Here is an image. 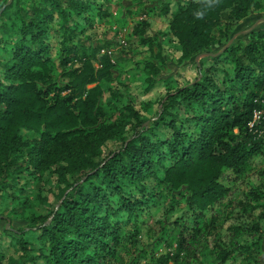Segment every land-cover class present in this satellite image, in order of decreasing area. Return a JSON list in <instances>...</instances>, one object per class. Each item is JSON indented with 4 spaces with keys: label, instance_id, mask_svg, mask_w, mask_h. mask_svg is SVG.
I'll use <instances>...</instances> for the list:
<instances>
[{
    "label": "trees",
    "instance_id": "1",
    "mask_svg": "<svg viewBox=\"0 0 264 264\" xmlns=\"http://www.w3.org/2000/svg\"><path fill=\"white\" fill-rule=\"evenodd\" d=\"M8 1L0 0V220L27 211V197L15 200L40 172L53 174L57 185L33 197L46 212H32L27 227H0V264H141L143 255L125 262L116 251L137 244L139 221L161 202L156 221L177 233L178 244L162 264H177L189 241L221 234L234 217L242 224L228 230L241 243L221 249L217 264L236 251L242 264H259L264 184L224 203L228 187L221 177L243 174L264 138V27L221 54L212 55L211 48L227 44L264 0H150L142 6L145 18L132 33L152 56L144 64L148 88L180 83L160 76L167 39L178 63L198 71L194 80L167 90L158 112L132 103L120 107L115 99L121 93L102 84L114 79L115 63L102 53L112 43L78 30L79 17L93 21L90 0ZM153 12L166 17L169 28L146 37ZM99 15L112 17L103 7ZM199 55L205 57L193 61ZM111 143L120 146L97 160ZM179 196L183 206L174 199ZM55 197L62 199L56 209L45 206Z\"/></svg>",
    "mask_w": 264,
    "mask_h": 264
},
{
    "label": "rangeland",
    "instance_id": "2",
    "mask_svg": "<svg viewBox=\"0 0 264 264\" xmlns=\"http://www.w3.org/2000/svg\"><path fill=\"white\" fill-rule=\"evenodd\" d=\"M90 1L92 2L93 9L90 11V14L93 16V19H91L93 21H88L84 18L85 16L79 17L78 20L80 22L78 30L82 31L84 36H90L95 41L108 40L112 43V46L103 50L102 53L107 52L115 63L113 68L114 79L113 81L104 82L102 84L105 88H113L121 93V96L115 99V102L120 107L132 103L141 111L145 109L144 106H152L151 109L154 108L155 112H158L160 109L158 102L166 97L167 90H170L169 88H175L177 85L184 84L197 77L198 71L194 64L183 65L178 63L177 56L179 53L175 49L174 42L167 39V48L164 53L167 63L162 66L160 76L163 79L176 76L180 83L177 84V81H170V84L172 85H166L169 82H161L152 88H148V84L145 81L146 75L144 64L147 61L152 60V56L148 51V48L145 45L140 44L137 37L133 35L132 29L136 22L145 18V16L140 14V11L143 5L150 4V0ZM167 1L170 0H151V2L157 4ZM100 7L108 10L109 14H112V17L99 15ZM129 10H132V13H129ZM150 19L152 25L149 28L148 33L145 35L146 37H154L157 36V33H163L168 30L169 22L166 17L153 12L150 15ZM258 27H264V7L261 11L252 12L244 21L237 25L231 33V38L227 44L222 45L219 42H215L212 45L211 54H221L227 45L238 41L239 39L247 40L249 32ZM158 37L160 40L162 35H158ZM155 51H157V48H155ZM204 57L205 55H199L194 58L193 61L198 62ZM53 59L58 60L56 53L53 54ZM153 60L156 63L158 62L157 59L153 58ZM218 65L221 67H228V64L222 61H220ZM107 99L108 95L105 96V102ZM182 111L184 112L183 109ZM156 118L157 115H153V120ZM256 120H259V116H257ZM119 146L120 145H116V143H111L107 147L103 157L98 158L97 160H102L104 156H108L111 152L116 151ZM24 152L25 155L21 159L22 162L26 160L28 149H25ZM221 182L228 187L224 203H227V201L230 200L237 202L238 199L243 197L244 193L250 188L255 187V185L260 182L264 184V138L260 150L250 159L249 166L243 171V174L236 176L235 174H231L230 171H226L222 174ZM20 184H23V182L19 181L18 185ZM56 185V177L53 174L40 172L34 184L27 185V191L20 192L19 199L15 200V203L18 204L21 199L27 197L28 201L26 200V204H29L27 211L19 213L13 220L1 219L0 227L3 228L5 224H7L8 227L15 229L27 227L29 224L28 217L32 212L37 214L46 212L45 208L38 206L33 197L41 190L44 194H50L49 189ZM8 191L12 192L10 189ZM51 198L53 197L51 196ZM170 199L171 197L167 200L169 201ZM174 199L177 203L181 202V206H183V201L180 196L175 197ZM7 201L11 202L10 198H7ZM61 201V198L55 197L52 205L51 202L49 203L46 201L45 206L56 209ZM164 203L165 202L159 203L158 207H152L150 212H146L143 215V219L139 221L140 231L137 244L135 246L127 244L129 246H127V249L123 252H121L122 249L116 251V257L121 256V259L125 262H132L138 256L143 255L144 258L141 264H162L161 261L164 259V256L168 254L173 255L177 252V233H173L168 227L161 229V225L156 221L157 218L161 216L159 208ZM231 209L232 205H229L225 212H229ZM205 216L208 217L207 215ZM205 216L202 217V220H205ZM188 217L191 218L192 216L189 214ZM234 224L240 225L242 223L239 219L234 217V219L229 220V224H226L223 227L222 231H220L221 234H218L217 231H215V233H213L208 239L200 237L198 244H195L192 240L189 241L186 248L180 252L177 264H217V254L221 249L229 247L231 243H237L239 248L238 242L241 243L240 238L232 236L233 233L230 229L228 230V227L233 226ZM123 228L124 230H129V223L124 221ZM161 236H163L164 239L158 242ZM206 241H209L208 246L210 247H207ZM8 253L9 250H7L5 254ZM242 262L243 259L241 252L236 251L235 258L228 260L225 264H242ZM169 264L175 263L171 261ZM259 264H264V244Z\"/></svg>",
    "mask_w": 264,
    "mask_h": 264
},
{
    "label": "built area",
    "instance_id": "3",
    "mask_svg": "<svg viewBox=\"0 0 264 264\" xmlns=\"http://www.w3.org/2000/svg\"><path fill=\"white\" fill-rule=\"evenodd\" d=\"M257 116H259V114H258V113H256L255 120H256Z\"/></svg>",
    "mask_w": 264,
    "mask_h": 264
},
{
    "label": "water",
    "instance_id": "4",
    "mask_svg": "<svg viewBox=\"0 0 264 264\" xmlns=\"http://www.w3.org/2000/svg\"><path fill=\"white\" fill-rule=\"evenodd\" d=\"M11 2H12V0H9V1H8V3H11Z\"/></svg>",
    "mask_w": 264,
    "mask_h": 264
}]
</instances>
